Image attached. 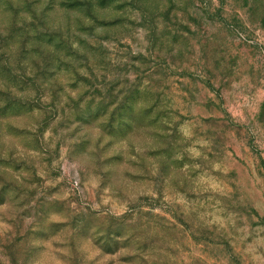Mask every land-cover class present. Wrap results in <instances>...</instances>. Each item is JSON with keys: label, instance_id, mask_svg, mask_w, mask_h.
<instances>
[{"label": "rangeland", "instance_id": "374dc122", "mask_svg": "<svg viewBox=\"0 0 264 264\" xmlns=\"http://www.w3.org/2000/svg\"><path fill=\"white\" fill-rule=\"evenodd\" d=\"M0 264H264V0H0Z\"/></svg>", "mask_w": 264, "mask_h": 264}]
</instances>
